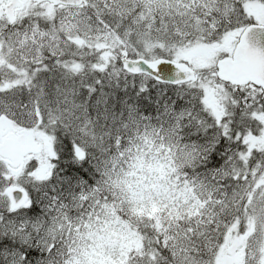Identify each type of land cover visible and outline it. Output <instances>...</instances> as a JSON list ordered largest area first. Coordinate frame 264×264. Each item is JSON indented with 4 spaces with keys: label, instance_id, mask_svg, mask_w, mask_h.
Segmentation results:
<instances>
[{
    "label": "snow or ice",
    "instance_id": "snow-or-ice-1",
    "mask_svg": "<svg viewBox=\"0 0 264 264\" xmlns=\"http://www.w3.org/2000/svg\"><path fill=\"white\" fill-rule=\"evenodd\" d=\"M0 264H264V0H0Z\"/></svg>",
    "mask_w": 264,
    "mask_h": 264
}]
</instances>
